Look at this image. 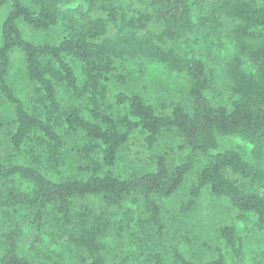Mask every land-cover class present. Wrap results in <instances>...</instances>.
<instances>
[{"label": "trees", "instance_id": "16d2710c", "mask_svg": "<svg viewBox=\"0 0 264 264\" xmlns=\"http://www.w3.org/2000/svg\"><path fill=\"white\" fill-rule=\"evenodd\" d=\"M8 3L0 96L13 113H0V264H230L228 252L235 264H252L250 254L264 264V0H0V8ZM19 20L55 37L28 40ZM225 26L235 49L224 91L213 64L172 41ZM14 49L25 57L28 101L8 78ZM153 61L186 78L170 101L131 86V67L144 74ZM230 136L248 142L251 157L223 146ZM67 153L73 171L62 177ZM204 192L235 216L216 228L224 245L183 226ZM181 240L212 255L198 263Z\"/></svg>", "mask_w": 264, "mask_h": 264}, {"label": "rangeland", "instance_id": "374dc122", "mask_svg": "<svg viewBox=\"0 0 264 264\" xmlns=\"http://www.w3.org/2000/svg\"><path fill=\"white\" fill-rule=\"evenodd\" d=\"M26 3L29 0H24ZM11 5L5 4L0 8V46L2 43V25L9 12ZM20 21V20H19ZM19 26L23 32V36L31 41L40 42L48 39H53L54 33L42 32L33 26L27 24L21 20ZM229 26H225L221 33L213 34L208 30L200 29L194 34L181 35L177 39L172 41V45L176 47L179 53L183 55H196L202 58L207 66L213 64L216 67L217 74V85L225 91L227 80L223 73V68L226 61L232 56L235 44L234 41L229 37ZM52 36V37H51ZM11 67L9 71V81L16 89V92L25 100L28 101L30 96V87L25 74V57L21 51L14 49L12 52ZM156 61L147 64L146 73L142 74L136 67H131L134 71L131 80V86L141 91L147 98L157 101H170L177 95L181 94L185 89L186 78L181 73L169 72L165 67L163 73L157 76H150L148 74V65ZM164 65V64H163ZM244 67L248 70H252L251 64L246 61ZM221 100V99H220ZM225 98L222 99L224 101ZM0 113L5 114L11 118L13 108L9 105L3 97L0 96ZM223 146L240 145L243 148L244 155L249 158L251 157V145L245 140L238 136L224 137L221 139ZM164 142L161 143V147L164 146ZM3 142L0 141V152L3 151ZM203 159V158H202ZM200 160L194 171L188 174L185 184L179 193L174 195L167 201V204L173 205L179 201L184 194V191L188 184L197 176L203 161ZM120 170H125V163L119 166ZM73 171V163L70 159L69 154L66 155V163L62 167V177H66ZM23 189H30L31 183L23 182L21 184ZM264 191V184L262 186ZM175 209V208H173ZM235 220V216L230 212L222 199L212 198L208 192H204L200 199V205L193 214H190L184 218L183 226L188 230L200 231L204 237L210 242L217 245H224L223 240L218 235L216 228L220 224L229 223ZM5 219L0 215V234L2 230H5ZM180 228L181 224L177 222ZM239 231L243 235V230L246 227L244 223H238ZM250 235V234H249ZM252 236L254 233L251 234ZM251 237V236H250ZM113 239L110 238L108 241L109 248L113 247ZM181 247L186 251L196 262L203 263L205 260L210 258L212 252L197 242H186L181 240ZM59 247L65 252L69 259L73 258L72 247L68 243H63ZM2 251V244L0 240V253ZM228 252V250H226ZM264 259V254L260 256ZM254 258L252 254L248 255L247 261L253 264ZM228 260L230 264H235L232 260L231 254L228 252Z\"/></svg>", "mask_w": 264, "mask_h": 264}, {"label": "clouds", "instance_id": "9594fccd", "mask_svg": "<svg viewBox=\"0 0 264 264\" xmlns=\"http://www.w3.org/2000/svg\"><path fill=\"white\" fill-rule=\"evenodd\" d=\"M164 70H165V66L159 61H156L148 65V74L150 76H157L160 73H163Z\"/></svg>", "mask_w": 264, "mask_h": 264}]
</instances>
